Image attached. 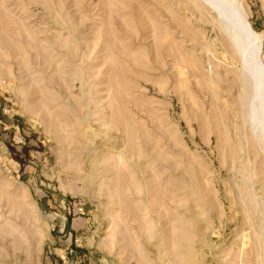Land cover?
<instances>
[{
    "label": "rangeland",
    "instance_id": "obj_1",
    "mask_svg": "<svg viewBox=\"0 0 264 264\" xmlns=\"http://www.w3.org/2000/svg\"><path fill=\"white\" fill-rule=\"evenodd\" d=\"M235 32L202 0H0V264H264Z\"/></svg>",
    "mask_w": 264,
    "mask_h": 264
},
{
    "label": "bare ground",
    "instance_id": "obj_2",
    "mask_svg": "<svg viewBox=\"0 0 264 264\" xmlns=\"http://www.w3.org/2000/svg\"><path fill=\"white\" fill-rule=\"evenodd\" d=\"M202 1L208 3L210 9L214 10L215 13L221 16L224 22L227 21L228 24H230L232 27H234L237 30V32L235 33L240 39L237 40L240 48L241 46L243 47L245 43H247L245 53L243 54L245 56L244 62L247 63L246 67L250 72L249 73L251 75L250 77H252L251 79L255 85L253 87L256 88L254 89V92L255 90L258 92V95H256V97L258 96L257 101L255 95H253L256 92L252 94L253 95L252 97L255 98V102H258L259 100L261 103V104L258 103V108L260 110V115L263 120L261 127L264 128V64L262 60L258 58L260 45L258 44L259 41L257 42V34L251 29L249 24L246 22L244 15L241 13V11H239L236 0H202ZM240 36L246 37L245 40L242 39L241 41L242 37L240 38ZM256 42L257 44L255 50H253L252 53L249 52L248 47L249 49L252 48L250 45L255 44Z\"/></svg>",
    "mask_w": 264,
    "mask_h": 264
},
{
    "label": "built area",
    "instance_id": "obj_3",
    "mask_svg": "<svg viewBox=\"0 0 264 264\" xmlns=\"http://www.w3.org/2000/svg\"><path fill=\"white\" fill-rule=\"evenodd\" d=\"M13 142L15 144H22L23 143V140H22V138L20 136L17 135V136H14Z\"/></svg>",
    "mask_w": 264,
    "mask_h": 264
},
{
    "label": "water",
    "instance_id": "obj_4",
    "mask_svg": "<svg viewBox=\"0 0 264 264\" xmlns=\"http://www.w3.org/2000/svg\"><path fill=\"white\" fill-rule=\"evenodd\" d=\"M207 5L209 6V4L207 3Z\"/></svg>",
    "mask_w": 264,
    "mask_h": 264
}]
</instances>
